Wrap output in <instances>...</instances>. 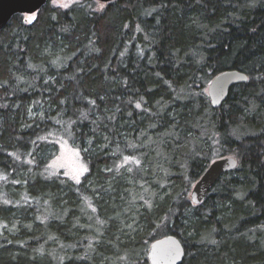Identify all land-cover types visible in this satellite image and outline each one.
Returning a JSON list of instances; mask_svg holds the SVG:
<instances>
[{"label": "trees", "instance_id": "trees-1", "mask_svg": "<svg viewBox=\"0 0 264 264\" xmlns=\"http://www.w3.org/2000/svg\"><path fill=\"white\" fill-rule=\"evenodd\" d=\"M227 70L247 81L214 108L207 85ZM61 142L84 166L76 182L49 169ZM222 157L235 169L192 204ZM167 235L182 264H264V0H49L13 15L0 264H149Z\"/></svg>", "mask_w": 264, "mask_h": 264}, {"label": "water", "instance_id": "water-1", "mask_svg": "<svg viewBox=\"0 0 264 264\" xmlns=\"http://www.w3.org/2000/svg\"><path fill=\"white\" fill-rule=\"evenodd\" d=\"M49 0H0V30L16 14L32 15ZM106 4L113 0H95ZM244 73L227 70L214 76L207 85L206 93L212 107H220L228 97L231 87L245 83L239 79ZM235 164V166H233ZM237 162L232 157H222L212 161L193 184L189 198L192 204L199 205L207 196L217 180L225 173L235 169ZM185 249L180 240L167 235L153 241L147 249L146 259L149 264H182Z\"/></svg>", "mask_w": 264, "mask_h": 264}, {"label": "rangeland", "instance_id": "rangeland-1", "mask_svg": "<svg viewBox=\"0 0 264 264\" xmlns=\"http://www.w3.org/2000/svg\"><path fill=\"white\" fill-rule=\"evenodd\" d=\"M29 16L30 15H25V17ZM33 113L34 112H31L32 115ZM57 146L58 148L52 154L50 159L49 169L55 173H62L72 181H78L84 172V166L81 162L78 152L64 142L59 143ZM18 220L20 219L10 218V226L12 224L18 223Z\"/></svg>", "mask_w": 264, "mask_h": 264}, {"label": "snow or ice", "instance_id": "snow-or-ice-1", "mask_svg": "<svg viewBox=\"0 0 264 264\" xmlns=\"http://www.w3.org/2000/svg\"><path fill=\"white\" fill-rule=\"evenodd\" d=\"M65 6H67V5H65ZM239 79L246 80V79H247V77H245V76H241V77H239ZM136 107H137V108H139V107H140V105H139V104H137V105H136ZM233 166H235V164H234Z\"/></svg>", "mask_w": 264, "mask_h": 264}]
</instances>
